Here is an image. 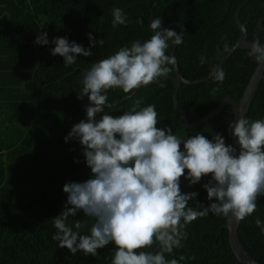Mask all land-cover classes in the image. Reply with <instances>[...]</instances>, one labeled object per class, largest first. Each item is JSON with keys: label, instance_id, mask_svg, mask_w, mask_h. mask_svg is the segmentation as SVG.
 Returning <instances> with one entry per match:
<instances>
[{"label": "trees", "instance_id": "1", "mask_svg": "<svg viewBox=\"0 0 264 264\" xmlns=\"http://www.w3.org/2000/svg\"><path fill=\"white\" fill-rule=\"evenodd\" d=\"M245 1L0 0V264H111L114 245L97 250L95 256L82 251L73 255L53 239L57 232L54 217L61 214L67 201L63 186L91 176L82 146L74 140L65 142L72 127L87 119L88 98L78 99L83 75L120 48L150 39L154 34L151 21L160 18L164 28L182 31L183 43L174 49L180 76L187 81L205 78L226 54L224 45L232 47L238 40L234 20L238 9L247 41L259 39L264 45V0H247L240 8ZM114 8L123 10L126 25L112 27ZM42 33L49 40L46 46L35 43ZM89 33L104 41L102 46L91 48L90 56L81 55L74 64L65 66L63 57L51 54L55 38L90 48ZM248 52L238 49L220 66L226 74L223 83L210 77L198 84L180 85L176 101L189 122L208 114L225 97L239 100L257 66ZM201 56L206 61L203 66ZM213 88L220 91L212 95ZM106 94L111 104L105 108L109 115H122L140 101V108L155 105L157 127L170 128L182 140L198 134L211 140L220 133L226 144L232 145L228 131V123L233 122L231 108L226 106L205 123L184 129L172 109V86L167 79L142 86L132 96L121 89H110ZM244 118L264 120V74ZM208 179L193 186L181 179L182 192L198 193L189 207L210 204L203 187ZM257 218L264 222V196L257 200L256 211L238 225L242 246L264 264V234L255 224ZM77 220L86 223L76 229ZM93 222L82 213L66 221L81 235L90 234ZM225 222V217L212 213L199 217L185 227L187 238L182 247L165 254L166 259L176 258L178 264H234ZM147 251L155 253L159 246ZM181 256L185 259L180 260Z\"/></svg>", "mask_w": 264, "mask_h": 264}, {"label": "clouds", "instance_id": "2", "mask_svg": "<svg viewBox=\"0 0 264 264\" xmlns=\"http://www.w3.org/2000/svg\"><path fill=\"white\" fill-rule=\"evenodd\" d=\"M112 15L113 28L126 25L122 9L114 8ZM138 23L143 25V20ZM149 27L154 33L150 39L120 48L82 77L78 99L88 98L87 119L72 127L65 142L74 140L82 146L91 176L63 186L67 201L61 214L54 217L57 232L53 236L59 248H67L73 255L82 251L95 256L97 250L114 245L111 264H178L176 258L166 259L165 254L182 247L188 224L209 213L243 221L256 211L257 200L264 196V120L239 118L228 123L229 134L239 145L237 152L220 133L211 140L203 134L182 140L170 128L157 127L155 105L140 108L141 102L136 101L122 115L106 113L105 108H111L106 94L110 89L130 95L168 77L177 65L176 57L167 51L182 44L183 35L164 28L160 18L153 19ZM89 41L91 47L85 49L67 38H55L51 54L63 57L65 66H70L77 57L90 56L91 48L104 43L91 33ZM35 43L48 45L47 34L37 35ZM234 47L225 44L224 51L230 53ZM248 55L264 66V45L259 39H254ZM200 62L203 66L205 57L201 56ZM210 75L216 83L226 78L218 66H213ZM219 91L213 88L212 95ZM99 114L103 115L97 119ZM182 178L189 186L209 178L203 187L210 204L189 207L198 193L182 192ZM80 213L94 221L88 235L66 223L69 216ZM84 223L77 220L75 228ZM255 224L264 234V222L257 218ZM153 245H158L159 251H147Z\"/></svg>", "mask_w": 264, "mask_h": 264}, {"label": "water", "instance_id": "3", "mask_svg": "<svg viewBox=\"0 0 264 264\" xmlns=\"http://www.w3.org/2000/svg\"><path fill=\"white\" fill-rule=\"evenodd\" d=\"M246 2H247V0L244 3H242L240 8L243 5H245ZM238 11H239V9L235 12V15H234L235 25L239 31L238 40L234 43L233 46H235V47L233 48V50L230 53L226 52V54L221 59V61L215 65V66H218V68H220V66L226 61V59L234 51H236L238 49L248 50V51L250 50V46H251L252 42L247 41L246 30L244 29V27L241 25V23L238 20V14H239ZM150 21H151V17H150ZM261 21L262 20H260L258 22L259 27H261ZM174 24H176L178 27H180L179 24H177V23H174ZM165 28L167 29L168 27H165ZM180 33L182 34L181 30H180ZM176 46L177 45L172 46L170 55H174V49ZM172 72H173L172 76H168L166 78H163V77L161 78V79H167L171 82V86H172V109L178 115L182 128L193 129V128L205 123L206 121H208L212 117H214L219 111H221L226 106H229L231 108V114L233 115V122H235L239 118H244L246 116V114L248 113L250 105L254 99L256 91H257L259 84L261 82V79L263 77L264 66H258V65L256 66V68H255L253 74L251 75L249 82L247 83V85H246L241 97L239 98V100H235L232 97H225L219 102V104L212 111H210L205 116H203V117H201L195 121H192V122H189L187 120L186 111L181 109L179 107L177 101H176V95H177L178 89H179L181 84L194 85V84L204 82V81L208 80L211 77V75L209 73V75L206 76L205 78L195 80V81H187L180 76V74L178 72L177 65L174 67ZM135 92H136V90H134V92L132 94H130V96H132ZM109 112L110 113L111 112H117V110H111ZM231 143L233 146H235L237 148V152H238L239 151V145L236 143V140L233 139L232 136H231ZM239 223H240V221H236L235 218H231V219L226 218V222L223 226V228L226 229V231H227L228 244H229L230 250H231V252L235 258L234 264H260L254 258H252L249 255V253L242 246V244L238 238V225H239Z\"/></svg>", "mask_w": 264, "mask_h": 264}]
</instances>
